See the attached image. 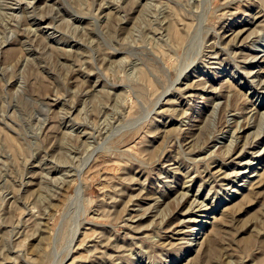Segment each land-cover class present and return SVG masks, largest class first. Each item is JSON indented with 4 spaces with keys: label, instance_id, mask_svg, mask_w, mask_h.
Wrapping results in <instances>:
<instances>
[{
    "label": "rangeland",
    "instance_id": "374dc122",
    "mask_svg": "<svg viewBox=\"0 0 264 264\" xmlns=\"http://www.w3.org/2000/svg\"><path fill=\"white\" fill-rule=\"evenodd\" d=\"M0 264H264V0H0Z\"/></svg>",
    "mask_w": 264,
    "mask_h": 264
}]
</instances>
